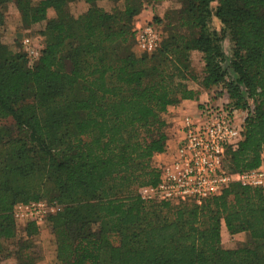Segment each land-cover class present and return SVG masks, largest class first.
Masks as SVG:
<instances>
[{"label": "trees", "instance_id": "1", "mask_svg": "<svg viewBox=\"0 0 264 264\" xmlns=\"http://www.w3.org/2000/svg\"><path fill=\"white\" fill-rule=\"evenodd\" d=\"M101 1L0 0V29L11 4L25 29L45 23L33 68L0 32V263L13 253L5 242L16 237L14 206L46 199L64 205L49 218L61 264H264L263 190L233 183L202 205L145 202L139 195L160 179L154 158L167 152L168 106L200 101L189 83L199 78L190 63L194 50L203 55V92H226L232 106L247 111L226 168L235 173L261 164L264 0H183L177 24L166 16L159 47L141 55L134 24L147 6L164 0H107L124 4L112 11ZM71 3L88 8L75 16ZM11 126L16 139L6 138ZM49 184L56 197H45ZM32 225L29 236L37 232ZM224 225L253 242L224 248ZM14 254L31 259L26 245Z\"/></svg>", "mask_w": 264, "mask_h": 264}, {"label": "built area", "instance_id": "2", "mask_svg": "<svg viewBox=\"0 0 264 264\" xmlns=\"http://www.w3.org/2000/svg\"><path fill=\"white\" fill-rule=\"evenodd\" d=\"M162 32L147 23L135 29L138 47L147 53L156 51ZM30 65L41 56V49L31 38L23 40ZM226 92L223 98L207 97L199 103L196 118L186 115L181 121L180 139L171 160L160 167L156 185L141 187L145 202L194 203L221 195L233 183L264 191V155L261 164L252 170L232 173L226 168L227 150L237 149L243 139L246 117L231 105ZM247 116V115H246ZM56 202L48 200L17 203L13 209L16 222H34L38 226L59 211Z\"/></svg>", "mask_w": 264, "mask_h": 264}, {"label": "rangeland", "instance_id": "3", "mask_svg": "<svg viewBox=\"0 0 264 264\" xmlns=\"http://www.w3.org/2000/svg\"><path fill=\"white\" fill-rule=\"evenodd\" d=\"M99 5L107 11H112L115 7L121 9L124 8V4L122 2L115 4L107 0L101 1ZM217 5L218 2L216 1L212 4V8H216ZM69 8L73 13V15L79 16L80 14L84 13L87 10L88 6L85 3H71ZM183 8H184L183 0H164L161 3V6L158 7L159 12L157 13L155 12L152 21H156L159 30L163 32L162 33L163 35H166L165 26L169 22V19L170 21H172V23L177 24L179 19L178 12L182 11ZM54 16H55V12L51 10L49 12V17L51 18ZM166 16L169 17V19ZM136 24L137 23L134 24V29L137 28ZM213 25L214 27L220 30L221 25L217 19H214ZM44 26L45 23H42L35 25L31 29H25L22 25L20 14L17 8L15 7L14 4H11L9 6L7 13L6 24L0 29L2 42L4 44L9 45L13 50V52L22 51L27 55L25 51V46L23 44V40L27 38H31L37 44H39V47L42 50L44 47V37L41 35L40 31L44 28ZM172 32L177 34V29L172 30ZM181 32H183L182 29ZM134 43H135L134 50L138 55L147 53L142 51L138 47L135 39H134ZM231 46L232 45L229 39H226L223 43V47L228 57H230L231 55ZM27 60H28V67L33 68L35 65L34 66L30 65L28 55H27ZM190 63L192 65L191 66L192 70L198 75H201L204 69V60L202 53L195 50L191 51ZM66 68L67 70L71 69L70 62H66ZM220 91L221 90H218L217 92L212 94H207L206 92L205 93L208 95V97L217 94V98L221 99L223 98L222 97L223 93ZM226 97L228 96H225L224 98ZM238 115L239 117H246L247 111L240 110L238 112ZM10 129H11V133H9L6 138L16 139L18 137V133L13 130L12 126L10 127ZM166 160L167 159L164 155H158L154 158V165L158 167V169H160V167L166 163ZM48 188H49V193L45 197H56L58 195L57 189L52 184H49ZM55 202L59 205L60 208L56 214L61 213L64 208V205H60L57 201ZM172 204L178 205L177 203H172ZM15 224H16V237L14 239L5 242V245L9 246L11 248V251H13V253L9 257H4L0 264H61V262L57 260L56 236L51 232L52 224L49 219L47 223L42 226H38L34 222H16ZM32 224L36 225L37 232L29 236V232L33 228ZM91 229L92 231H95L97 229V226H92ZM221 236H222L221 244L226 249H238L253 242L249 233L241 232L237 234H231L224 226L222 228ZM25 245L30 247V255L32 260L27 259L23 254L16 256L14 254V251L18 252L20 248L23 250Z\"/></svg>", "mask_w": 264, "mask_h": 264}, {"label": "crops", "instance_id": "4", "mask_svg": "<svg viewBox=\"0 0 264 264\" xmlns=\"http://www.w3.org/2000/svg\"><path fill=\"white\" fill-rule=\"evenodd\" d=\"M162 3V2H161ZM161 3L153 4L151 6H147L145 10L140 14L137 20V27L143 26L146 23L152 21L155 12H159L158 7L161 6ZM51 10H49L50 12ZM190 87L201 93L200 101L194 100H184L178 105H170L167 108L166 113L164 114V118L167 122V126L165 127V132L168 135V147L167 152L161 155L166 157V163L171 160V156L174 153L179 139H180V128H181V121L184 116L191 115L192 117L196 118L198 115V107L199 103L204 101L208 95L203 92V72L199 75L198 79H191L190 80ZM225 227V225H224Z\"/></svg>", "mask_w": 264, "mask_h": 264}]
</instances>
